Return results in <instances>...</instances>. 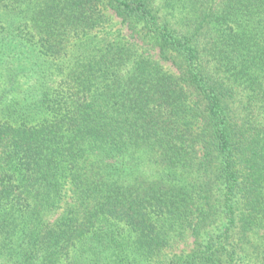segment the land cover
Returning a JSON list of instances; mask_svg holds the SVG:
<instances>
[{
    "label": "trees",
    "instance_id": "trees-1",
    "mask_svg": "<svg viewBox=\"0 0 264 264\" xmlns=\"http://www.w3.org/2000/svg\"><path fill=\"white\" fill-rule=\"evenodd\" d=\"M0 264H264V0H0Z\"/></svg>",
    "mask_w": 264,
    "mask_h": 264
},
{
    "label": "rangeland",
    "instance_id": "rangeland-1",
    "mask_svg": "<svg viewBox=\"0 0 264 264\" xmlns=\"http://www.w3.org/2000/svg\"><path fill=\"white\" fill-rule=\"evenodd\" d=\"M121 26H119L118 28H120ZM124 29V28H123ZM125 30V29H124ZM126 33V32H125ZM184 246L183 245H181L179 248H183ZM178 252V251H177Z\"/></svg>",
    "mask_w": 264,
    "mask_h": 264
}]
</instances>
